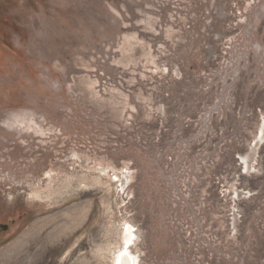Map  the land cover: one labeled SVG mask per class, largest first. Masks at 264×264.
Wrapping results in <instances>:
<instances>
[{
    "label": "rangeland",
    "instance_id": "obj_1",
    "mask_svg": "<svg viewBox=\"0 0 264 264\" xmlns=\"http://www.w3.org/2000/svg\"><path fill=\"white\" fill-rule=\"evenodd\" d=\"M132 233L140 264H264V0H0V264Z\"/></svg>",
    "mask_w": 264,
    "mask_h": 264
},
{
    "label": "bare ground",
    "instance_id": "obj_2",
    "mask_svg": "<svg viewBox=\"0 0 264 264\" xmlns=\"http://www.w3.org/2000/svg\"><path fill=\"white\" fill-rule=\"evenodd\" d=\"M244 161L246 159L242 158ZM135 235L132 233V236L125 235V239L123 240V248L119 249V254L114 257V264H140L139 260L137 259L136 255L129 251V247L134 243Z\"/></svg>",
    "mask_w": 264,
    "mask_h": 264
}]
</instances>
